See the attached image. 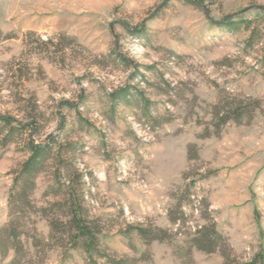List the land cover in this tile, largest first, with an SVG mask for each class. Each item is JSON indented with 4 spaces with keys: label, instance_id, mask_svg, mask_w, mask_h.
Here are the masks:
<instances>
[{
    "label": "rangeland",
    "instance_id": "rangeland-1",
    "mask_svg": "<svg viewBox=\"0 0 264 264\" xmlns=\"http://www.w3.org/2000/svg\"><path fill=\"white\" fill-rule=\"evenodd\" d=\"M122 91L124 101L109 97ZM227 104L248 107L241 122L221 124L215 105ZM7 116L32 125L5 143L0 121V228L26 143L55 137L74 145L67 178L106 255L225 264L219 249L192 245L213 222L241 260L264 247V0H0ZM55 168L38 175L24 218L27 260L88 264L50 241L55 215L39 210L56 199ZM136 226L166 238L147 242Z\"/></svg>",
    "mask_w": 264,
    "mask_h": 264
},
{
    "label": "trees",
    "instance_id": "trees-1",
    "mask_svg": "<svg viewBox=\"0 0 264 264\" xmlns=\"http://www.w3.org/2000/svg\"><path fill=\"white\" fill-rule=\"evenodd\" d=\"M247 21L249 27L251 20ZM126 92H113L109 97L112 101L120 99L124 101ZM141 97L147 107L149 100L142 93ZM215 107L221 124L233 120L241 122L244 113L248 111L245 110L248 107L234 106L233 104L222 107L215 105ZM253 111L251 110L248 114L249 120L253 117ZM0 121L4 124L5 143L14 141L15 136L23 135L27 127L32 125V122L24 124L10 116L2 117ZM73 147L72 143L61 141L55 137H51L46 144H35L32 140L26 143L29 156L16 172L9 197V221L0 228V255L5 259L10 250L14 251L13 258L6 264H29L23 239L26 226L24 218L29 209H36L32 197L36 188V180L38 175L49 165L56 167L55 182L46 194L52 195L56 199L39 210L42 211L44 217L49 218L51 213L55 215L53 218H49L50 220L48 219L52 228L49 234L50 241L54 245L68 247L66 250L68 255L72 250L84 251L89 257L88 264H100L98 261L100 258H105L108 264H127L132 260L106 255V247L100 245L98 236L100 232H96L98 227L93 226L84 213L82 187L75 182L74 178L73 180L67 178L76 172L71 158ZM172 221L176 223L177 219L174 218ZM136 229L137 233L147 242L166 238L165 233L167 232H163L164 229H160V232H150L142 226H136ZM37 239L34 242L36 246L39 245ZM191 241L193 246L202 251L214 252L219 249L225 264H264V247L261 246L249 260H241L235 254L228 238L217 229L214 222L210 226L204 225L199 228ZM221 244L225 248H221ZM35 264H41V260Z\"/></svg>",
    "mask_w": 264,
    "mask_h": 264
}]
</instances>
